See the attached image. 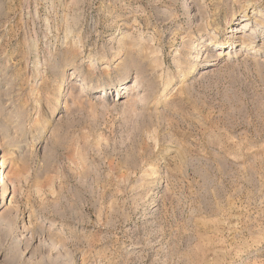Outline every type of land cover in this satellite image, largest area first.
<instances>
[{"label": "rangeland", "instance_id": "1", "mask_svg": "<svg viewBox=\"0 0 264 264\" xmlns=\"http://www.w3.org/2000/svg\"><path fill=\"white\" fill-rule=\"evenodd\" d=\"M2 162L0 264H264V0H0Z\"/></svg>", "mask_w": 264, "mask_h": 264}, {"label": "bare ground", "instance_id": "2", "mask_svg": "<svg viewBox=\"0 0 264 264\" xmlns=\"http://www.w3.org/2000/svg\"><path fill=\"white\" fill-rule=\"evenodd\" d=\"M228 42H223V43H219L217 44V46L221 47V48H226L228 46L227 44ZM142 99V98H141ZM143 100V99H142ZM141 101V100H140ZM6 168V164L5 163H0V169H5ZM0 170V182L3 183L5 181L4 176L2 175V171Z\"/></svg>", "mask_w": 264, "mask_h": 264}]
</instances>
